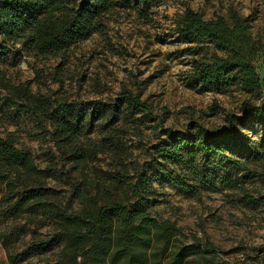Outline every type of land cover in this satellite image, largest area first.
<instances>
[{"label": "trees", "instance_id": "trees-1", "mask_svg": "<svg viewBox=\"0 0 264 264\" xmlns=\"http://www.w3.org/2000/svg\"><path fill=\"white\" fill-rule=\"evenodd\" d=\"M116 5V0H0V55L19 44L33 56L67 63L85 37L105 29L106 15ZM250 19L234 7L228 16L212 18L191 7L185 9L176 29L187 43L184 52L192 55L188 71L192 83L217 91L238 84L245 93L260 97L255 59L264 53V36L251 33ZM0 87L11 91L6 104L29 115L50 144L49 162L42 167L30 151L18 146L12 131H0V182L5 183L0 216L23 219L18 223L21 230L33 225L32 240L21 255L53 249L54 264H183L193 255L204 256L206 249L200 244L185 243L179 237V226L154 215L149 202L151 180L167 179L190 193L197 192L195 182L211 186L213 178L219 177L210 174L215 172L212 163L224 167L231 158L226 154L230 146L250 149L242 128L248 122L264 121V103L246 99L242 115L226 114V128L166 129V137L147 149L150 162L164 166L169 161L180 164L183 171L174 174L160 167L150 174L143 164L127 162L133 153L123 145L122 126L115 124L122 103L151 111L152 106L130 89L122 88L116 101L100 102L95 118L102 121L106 133L96 140L82 133L79 123L85 118L84 108L33 92L26 83L11 84L1 69ZM261 146L251 151L257 158H264V143ZM100 154L109 155L117 166L105 177L95 165ZM230 161L241 164L243 174L233 178L226 172L220 178L239 186L237 180L250 175V168L246 161ZM52 179L57 183L51 184ZM246 197L254 200L249 194ZM73 198L79 207L72 204ZM46 225L51 227L48 232L37 236V230ZM204 246L213 248L210 241ZM9 260L15 263L10 255Z\"/></svg>", "mask_w": 264, "mask_h": 264}, {"label": "rangeland", "instance_id": "rangeland-1", "mask_svg": "<svg viewBox=\"0 0 264 264\" xmlns=\"http://www.w3.org/2000/svg\"><path fill=\"white\" fill-rule=\"evenodd\" d=\"M116 1L117 5L106 15L105 29L85 37L75 47L69 62L33 56L17 44L0 55V69L11 84L26 83L33 92L66 99L70 105L84 108L85 118L79 123L82 133L96 140L106 133L102 121L95 118L98 105L101 101H116L122 88L130 89L152 107L150 112H141L121 104L120 118L115 124L122 126L123 145L133 153L127 162L143 164L150 174L157 173L160 167L181 174L180 164L164 161L161 166L150 162L148 147L166 137V129L191 131L197 125L226 128V114L242 115L244 100L264 103V53L255 59L261 81L259 98L245 93L238 84L221 91L209 90L188 78L192 55L184 52L187 43L179 37L177 24L187 7L200 11L205 18L228 16L229 8L234 7L251 17V33L262 37L264 0H166L146 4ZM6 97H12L10 89L0 87V131H12L18 146L30 151L40 166H47L50 144L43 131L29 115L6 104ZM242 133L250 149L242 151L230 146L226 151L229 157L246 161L250 168V175L237 180L239 186L220 178L226 172L233 178L243 174L241 164H232L231 158L225 160L224 167L212 163L215 172L210 174L219 177L213 178L211 186L195 182L196 193L167 179L151 180L149 202L154 215L179 226V237L185 243H198L206 249L204 256L193 255L183 264H264V158L251 152L262 149L264 121L248 122ZM95 165L102 177L117 169L107 154H100ZM130 176L126 181H130ZM56 183L51 180V184ZM4 190L5 183L0 182V198ZM247 194L254 200L248 199ZM72 204L79 207L75 198ZM23 221L4 220L0 216V264H12L9 255L15 259L14 264H54L53 249L39 255H21L32 240L33 228L28 224L21 230L18 223ZM50 228H39L37 236ZM206 241L213 248L204 246Z\"/></svg>", "mask_w": 264, "mask_h": 264}]
</instances>
